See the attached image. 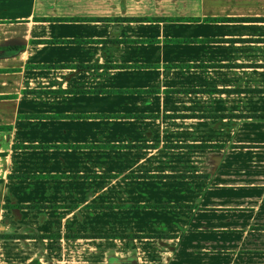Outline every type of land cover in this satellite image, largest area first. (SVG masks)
<instances>
[{
	"label": "crops",
	"instance_id": "1",
	"mask_svg": "<svg viewBox=\"0 0 264 264\" xmlns=\"http://www.w3.org/2000/svg\"><path fill=\"white\" fill-rule=\"evenodd\" d=\"M0 264H264V0H0Z\"/></svg>",
	"mask_w": 264,
	"mask_h": 264
}]
</instances>
